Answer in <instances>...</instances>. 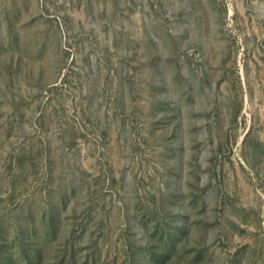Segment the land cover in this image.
<instances>
[{
	"label": "rangeland",
	"instance_id": "1",
	"mask_svg": "<svg viewBox=\"0 0 264 264\" xmlns=\"http://www.w3.org/2000/svg\"><path fill=\"white\" fill-rule=\"evenodd\" d=\"M51 212L44 264H264V0H0V235Z\"/></svg>",
	"mask_w": 264,
	"mask_h": 264
},
{
	"label": "trees",
	"instance_id": "2",
	"mask_svg": "<svg viewBox=\"0 0 264 264\" xmlns=\"http://www.w3.org/2000/svg\"><path fill=\"white\" fill-rule=\"evenodd\" d=\"M58 217L51 212L49 216H44L45 231L43 234V242L38 240L37 228L33 224L27 223L25 228H18L12 238L0 235V264H44L46 255L45 249L56 238ZM156 222L155 230L157 229ZM185 225L179 226L180 230H185ZM157 233V231H156ZM170 237V236H169ZM15 243V244H14ZM136 244V241H134ZM138 247V245H137ZM70 256L66 261L67 248L57 249L54 253L53 264H89L87 259L81 261L75 251L69 250ZM143 256L147 257L152 264L158 261H164L167 257L158 244H152L150 247L140 249ZM52 258H50L51 260ZM67 262V263H66ZM159 263V262H158Z\"/></svg>",
	"mask_w": 264,
	"mask_h": 264
}]
</instances>
